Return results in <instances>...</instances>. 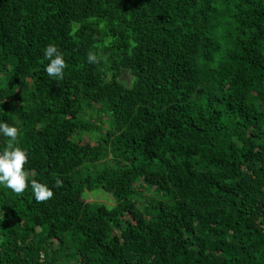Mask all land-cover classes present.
Here are the masks:
<instances>
[{"label":"trees","instance_id":"1","mask_svg":"<svg viewBox=\"0 0 264 264\" xmlns=\"http://www.w3.org/2000/svg\"><path fill=\"white\" fill-rule=\"evenodd\" d=\"M0 120V264H264V0H0Z\"/></svg>","mask_w":264,"mask_h":264},{"label":"clouds","instance_id":"2","mask_svg":"<svg viewBox=\"0 0 264 264\" xmlns=\"http://www.w3.org/2000/svg\"><path fill=\"white\" fill-rule=\"evenodd\" d=\"M44 55L49 60L45 68L48 76L56 80L63 79L67 65L58 48L55 45H49L45 49ZM88 61L95 63L97 62V57L90 53ZM19 134L20 130L16 126L0 120V135L10 138V143L7 147L0 151V185L11 189L17 194H21L24 193L30 184L32 194L37 202L50 200L54 196L52 188L46 183L38 182L35 179L29 182L27 178L24 166L28 162V153L26 150L14 146ZM61 183L62 181L57 179L56 185L59 186Z\"/></svg>","mask_w":264,"mask_h":264},{"label":"rangeland","instance_id":"3","mask_svg":"<svg viewBox=\"0 0 264 264\" xmlns=\"http://www.w3.org/2000/svg\"><path fill=\"white\" fill-rule=\"evenodd\" d=\"M130 71L125 70L123 71L122 76L120 77V81L123 82L126 86H130L133 79ZM89 140V139H87ZM86 199L89 201H95V202H107V203H113L112 201L114 200L113 196L104 192L102 189H97L93 193H86L85 195ZM128 249L131 250V247L128 246Z\"/></svg>","mask_w":264,"mask_h":264}]
</instances>
